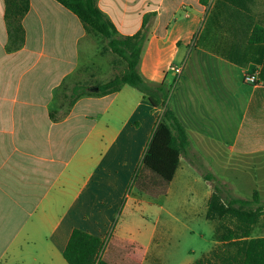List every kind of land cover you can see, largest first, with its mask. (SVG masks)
I'll return each instance as SVG.
<instances>
[{
    "label": "crops",
    "instance_id": "obj_1",
    "mask_svg": "<svg viewBox=\"0 0 264 264\" xmlns=\"http://www.w3.org/2000/svg\"><path fill=\"white\" fill-rule=\"evenodd\" d=\"M96 3L124 37L140 31L149 15L139 70L146 81L172 88L170 106L190 139L167 192L155 195V186L140 193L170 195L176 181L193 175L194 157L212 145L214 170L204 167L216 180L202 173L207 184L191 208L207 219L216 181L237 198L258 192L264 204V32L250 42L257 28L264 29V0ZM5 9L0 0V264H68L63 253L74 229L106 239L101 226L120 208V160L136 167L162 110H151L130 86L76 99L73 81L85 69L81 56L92 45L83 44L90 30L57 1L30 0L23 38L14 39ZM174 64L184 65L178 78L169 70ZM256 71L260 83L246 84L245 74ZM120 97L127 102L121 108ZM241 184L250 187L248 197L239 195ZM112 238L132 264L156 254L157 232L147 246L120 237L119 230Z\"/></svg>",
    "mask_w": 264,
    "mask_h": 264
},
{
    "label": "trees",
    "instance_id": "obj_2",
    "mask_svg": "<svg viewBox=\"0 0 264 264\" xmlns=\"http://www.w3.org/2000/svg\"><path fill=\"white\" fill-rule=\"evenodd\" d=\"M55 1L75 14L87 29L100 34L109 50L125 62L120 73L105 83L93 86V90L91 86L77 85L73 90L76 99L85 95L113 94L124 86H130L142 93L154 109L162 108L140 165L150 172L151 178L141 185V189L152 191L157 186L160 192L155 195L165 194L181 158L190 148V139L170 106L171 88L165 83L157 85L146 81L139 70L148 39L149 15H145L140 31L124 37L119 35L116 26L98 7L96 0ZM5 3V19L10 35L22 40V19L30 9V0H5ZM259 31L264 32V29L254 31L251 43L258 40L255 36ZM261 41L264 42V39ZM204 179L216 180L208 174L204 175ZM263 215L264 204L258 192H254L251 199L237 198L227 192L226 185L216 181L206 217L209 221H218L213 238L221 245L193 264H264V237L253 235L254 226ZM63 255L68 264H132L121 257L120 250L112 246L106 251L104 240L78 228L72 231Z\"/></svg>",
    "mask_w": 264,
    "mask_h": 264
},
{
    "label": "rangeland",
    "instance_id": "obj_3",
    "mask_svg": "<svg viewBox=\"0 0 264 264\" xmlns=\"http://www.w3.org/2000/svg\"><path fill=\"white\" fill-rule=\"evenodd\" d=\"M90 38L84 40V43L81 42L84 45L90 40L92 42L90 50L84 51L81 56L82 65L85 69L80 70L74 79L75 81H73L74 83L71 82L68 89L72 83L92 87L99 83H105L125 67V62L109 50L100 34L90 31ZM101 61L103 65L99 69L98 66ZM87 62L90 65H86ZM132 90L136 94L139 92L137 89ZM146 100L148 102L146 105H150L152 110L150 101L147 98ZM124 103L127 102H124L120 97V108L123 107ZM151 110H149L150 114ZM140 115V111H137L134 117L139 118ZM123 121L124 117L120 115V129L123 128ZM142 123L143 128H145L146 123L144 121ZM131 124L136 126L134 120ZM211 148L212 145H206L199 157L198 155L194 157L196 167L190 178L179 179L172 187L170 195L160 198L149 197L147 194L140 193L141 185L151 180L149 178L150 172L141 168L140 165L143 154L140 153L135 157L133 165L136 167L133 170L126 168L124 164L122 165L120 160V208L113 213L111 212L110 217H107L104 221L105 224L101 226L103 230L108 229L107 237L104 240L106 251L109 246L111 247V244L119 249L115 239L112 238L115 230L116 232L119 230L120 237L138 239L144 246L148 245L153 234L157 232L156 254L148 255L145 264H192L207 256L210 250L220 246L221 243L213 238L214 226L217 225L218 221L211 222L201 212L191 208L192 197L196 195L197 191L203 190L207 184L202 177V173L207 174L204 164H209L211 167L209 169L212 172L214 170V156ZM235 175L236 172L233 173V176ZM235 177L233 179L237 178ZM187 186L193 188V191H186ZM241 186L243 190L239 195L248 197L250 187L242 184ZM127 194L128 197H126ZM261 195L264 197V194ZM124 200V207H121ZM100 208L103 207L100 206ZM90 211L94 215L97 214L94 208ZM228 223L232 226L230 221ZM253 231L254 236H264V215L260 217Z\"/></svg>",
    "mask_w": 264,
    "mask_h": 264
},
{
    "label": "built area",
    "instance_id": "obj_4",
    "mask_svg": "<svg viewBox=\"0 0 264 264\" xmlns=\"http://www.w3.org/2000/svg\"><path fill=\"white\" fill-rule=\"evenodd\" d=\"M170 71H172L174 73V75L176 77H180L183 73V70H184V65H171L170 68H169ZM244 82L246 84H250V85H258L260 82H259V72L256 71V72H252V73H247L245 74L244 76Z\"/></svg>",
    "mask_w": 264,
    "mask_h": 264
},
{
    "label": "water",
    "instance_id": "obj_5",
    "mask_svg": "<svg viewBox=\"0 0 264 264\" xmlns=\"http://www.w3.org/2000/svg\"><path fill=\"white\" fill-rule=\"evenodd\" d=\"M98 90V89H97Z\"/></svg>",
    "mask_w": 264,
    "mask_h": 264
}]
</instances>
